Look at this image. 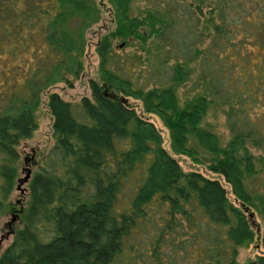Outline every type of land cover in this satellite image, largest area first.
I'll return each mask as SVG.
<instances>
[{
  "label": "trees",
  "instance_id": "1",
  "mask_svg": "<svg viewBox=\"0 0 264 264\" xmlns=\"http://www.w3.org/2000/svg\"><path fill=\"white\" fill-rule=\"evenodd\" d=\"M132 2L108 0L115 25L95 44L90 94L47 93L53 142L35 161L0 264H236L255 237L264 248V0H154L141 14ZM101 14L96 0H0V46L11 58L32 46L0 94V215L41 92L79 76L85 31ZM128 37L157 57L118 51L114 39ZM186 80L193 93L180 101ZM128 97L160 118L173 152L229 190L183 170ZM216 112L225 142L208 119Z\"/></svg>",
  "mask_w": 264,
  "mask_h": 264
},
{
  "label": "rangeland",
  "instance_id": "2",
  "mask_svg": "<svg viewBox=\"0 0 264 264\" xmlns=\"http://www.w3.org/2000/svg\"><path fill=\"white\" fill-rule=\"evenodd\" d=\"M20 1L21 0H18V2ZM96 1L100 3L102 14H101V18L97 22L93 23L85 31L87 42L84 48V52L82 54L83 69L81 70L79 76L72 80L71 85L63 81H58L53 83L52 85H50L49 87L44 89V91L41 92V101L34 110V117L37 126L33 130L29 138L21 140L20 143L17 145V149L19 152L17 174L15 177L14 186L8 195V200H10L12 207L4 211L0 215V234L4 233L5 230H7V227L4 226V223L9 219L12 213L18 214L17 218L12 223L13 228L14 226L16 227L18 225L21 209L25 206L27 201L28 182L24 183V186L27 187L26 191L24 193H21L19 192L18 189L15 188L16 178L18 176L23 175L24 172L22 168L25 166L30 167L32 173L35 167V161L39 156V154L41 152H44L53 142L51 136V116L46 105L47 93L49 91H56L62 96V98L66 100L75 101L83 94L85 95L90 94L87 83L88 77H94V78L98 77V71H97L98 57L95 52V44L101 34L114 28L115 22L112 19V11L108 3V0H96ZM153 2L154 0H149V1L133 0L132 2L133 10H131V12L133 14L135 13L141 14L143 13L144 8L151 3L153 4ZM129 41H131L129 44L123 45L124 42L121 41L120 38H115L113 43L114 46L118 47V51L120 52L121 51H124L126 53L136 52L137 54L141 55L142 59H144L145 56H148L149 62L157 57L156 54L152 55V53L151 54L147 53L146 47L149 46V48H151L150 44L146 43L145 45H142L139 39L136 38H132V39L129 38ZM13 43L17 45L19 41H14ZM120 43H122V45H120ZM5 46L6 44H4V47L0 46V94H2L3 90L8 85H11L12 81H14V78L16 77L15 70H17L18 72L24 70L21 69L23 65V60L25 58L31 59V54L29 51H31L32 46H29V49L26 52L22 51L17 53V56L15 58L14 57L11 58V55L8 54L7 51L6 52L4 51V49L6 48ZM143 61L144 62L142 65H147L148 61L145 60ZM193 65L196 67L195 63H193ZM17 77L18 80L21 79L19 75ZM189 89H190L189 80H186L183 84L178 86L177 91L180 96V101H183L185 97H188L193 93ZM2 102L3 99H0V104ZM128 102L135 107L136 111L139 114H141L142 116L151 120L154 123V125L162 135V145L168 150V152L171 155H173L178 160L183 170L196 169L201 171L206 176L217 177L224 183V180L221 175L211 172L210 170L205 168L204 165L202 164L194 163L193 161L190 160L188 156L184 154L173 152L169 145L167 129L162 124L160 118L153 113L142 111L141 102L139 100L134 99L132 97H128ZM208 119L211 120L213 119V121L217 123V129L222 133V140L223 142H225L226 139L228 138V132L222 125V120H223L222 114L220 112H216L215 118H213L211 115H208ZM224 184L229 190V186L226 183ZM228 195L230 199H233V195L229 191H228ZM254 221L256 222L255 225L257 230L261 229L262 218L260 215L256 213V211H254ZM11 238H12V234L10 233L6 238H3L0 241V252L9 243ZM257 254H264V248L261 245L259 237H255L252 242H249L248 244L242 245L238 248V252L236 255V264H251Z\"/></svg>",
  "mask_w": 264,
  "mask_h": 264
},
{
  "label": "water",
  "instance_id": "3",
  "mask_svg": "<svg viewBox=\"0 0 264 264\" xmlns=\"http://www.w3.org/2000/svg\"><path fill=\"white\" fill-rule=\"evenodd\" d=\"M120 45H122V43H120ZM23 170V175L18 176L16 178V184H15V188L19 190V192L24 193L27 189L26 186H24V183H27L31 177V170L30 167L25 166L22 168ZM245 209L247 210L248 208L245 207ZM253 215L252 211H248V216L251 218ZM18 214L17 213H12L11 216L9 217V219L7 221H5L4 226L7 227V230H5L4 233L0 234V241L3 238H6L10 233H12V223L14 222V220L17 218ZM251 222L253 223L254 221L251 220Z\"/></svg>",
  "mask_w": 264,
  "mask_h": 264
}]
</instances>
